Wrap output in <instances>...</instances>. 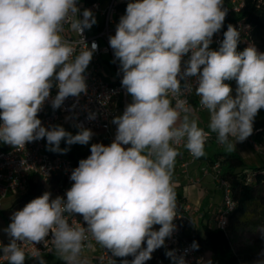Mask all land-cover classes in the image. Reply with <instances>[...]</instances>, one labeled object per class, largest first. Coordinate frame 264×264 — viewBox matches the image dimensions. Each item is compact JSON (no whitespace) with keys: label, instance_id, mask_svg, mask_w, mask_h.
<instances>
[{"label":"clouds","instance_id":"1","mask_svg":"<svg viewBox=\"0 0 264 264\" xmlns=\"http://www.w3.org/2000/svg\"><path fill=\"white\" fill-rule=\"evenodd\" d=\"M222 6L223 0L127 4L109 38L123 73L122 87L132 97L112 121L115 139L108 146L91 145V155L71 173L74 183L66 200L51 199L45 192L12 215L4 230L9 243L0 244L7 264H25L26 244L51 246L63 264H86L81 253L92 246L86 244L89 238L113 256L133 257L122 264H145L164 246L176 230L172 174L179 152L174 145L183 142L198 159L205 156L214 133L231 152L236 142L252 135L255 118L264 109V53L254 46L237 52L240 34L231 24L219 49L210 48L227 14ZM80 11L77 0H0V142L23 149L46 138L47 150L66 153L62 140L69 146L91 140L90 129L75 135L62 126L49 130L38 118L54 81L58 93L53 109L87 92L84 73L98 45L92 42L89 48L83 34L96 19L90 9L77 18ZM66 25L78 40L63 36ZM187 77H197L195 95L209 113V131L199 126L184 98L181 79ZM231 80L237 84L235 97L226 83ZM185 87L192 91L190 84ZM73 214L84 224L71 219ZM259 231L264 235V227ZM191 247L198 249V244ZM166 255L173 264H187L174 251ZM31 257L47 264L37 248Z\"/></svg>","mask_w":264,"mask_h":264},{"label":"built area","instance_id":"2","mask_svg":"<svg viewBox=\"0 0 264 264\" xmlns=\"http://www.w3.org/2000/svg\"><path fill=\"white\" fill-rule=\"evenodd\" d=\"M129 2H134V0H96L92 3L77 0V6L81 10L77 14V18L82 19L83 10L90 9L96 19V23L91 29H86L83 34L89 48L92 42H96L98 45L84 73L87 92L81 93L79 97L70 96L64 100L60 108L53 109L51 101L58 93V89L54 84L50 97L44 102L41 111L38 113L42 126L49 130L51 127L58 125L68 126L75 131H80L81 128L90 129L93 136L89 141L88 147L83 151L86 157L91 155L90 148L92 144L102 143L108 146L113 142L117 125L112 121L115 117L121 116L126 105L129 104L128 98L130 95L127 94L126 89L121 84L123 73L120 71L119 61L116 60L114 51L109 44V38L115 35L117 25L120 22V18L125 15ZM243 6V0H223L222 7L227 10V14L221 30L214 34L212 38V43L210 44L212 50L219 49L224 38V28L229 24L238 30L239 38L247 35V26L243 23L242 17H240ZM231 19H233V22L229 23ZM65 28L66 30L63 33L65 38L73 42L79 39L76 33L68 30L67 25ZM187 59L188 56H185L183 61H187ZM188 84L191 85V92H188L185 87ZM196 87L197 77L181 79V89L184 98L187 99L192 107H195L197 112H207L199 105V97L195 95ZM92 114H94V118L89 119ZM205 130L209 131V129ZM213 136L216 135L214 133L211 134L208 141ZM245 141L259 153H262V145L254 141L253 138L248 137ZM174 147L187 157V160L181 162L182 171L187 176L189 164L197 158H194L189 153L183 146V142L179 145H174ZM47 149L46 138L26 143L23 149H17L0 142V203L9 194L23 192L31 175H37L43 182H48L52 178L60 179V197L66 200V191L73 184L70 179L71 173L75 169L73 162L67 153L53 152ZM221 171L219 160L203 168L205 175L212 174L216 188L220 191L222 197L220 206L212 214L208 224L224 228L227 215L233 210L235 203L231 196L230 185L222 177ZM176 211L177 217L173 221L176 225V230L171 237L166 238L164 244L165 256L158 258L156 264H173V260L166 255L169 251H174L176 256H183L187 264H208L211 260L209 253H198L192 248V240L183 233L180 227L181 221L185 218H190L193 212L187 205H182L181 207L176 205ZM71 219L84 224L75 214L72 215ZM84 226L86 227V225ZM87 243L94 245L95 241L89 238ZM0 244L6 245L2 243L1 239ZM23 247L27 254L26 258H32L31 253L36 248L40 251L42 257L56 254L51 246L46 249L43 244H36L35 246L26 244ZM88 248L90 247L86 246L81 253V258L84 261H86V257L83 252ZM110 260L115 261L116 264V256H113L111 251L99 245V251L95 257L96 264H110ZM0 264H7L2 255H0ZM61 264H63L62 260Z\"/></svg>","mask_w":264,"mask_h":264},{"label":"trees","instance_id":"3","mask_svg":"<svg viewBox=\"0 0 264 264\" xmlns=\"http://www.w3.org/2000/svg\"><path fill=\"white\" fill-rule=\"evenodd\" d=\"M94 1L96 0H84L85 3ZM243 2L244 6L240 17L247 26L248 32L246 36L239 38L237 52L254 46L258 52L264 53V0H243ZM227 27L224 28V31H227ZM226 83L231 86L232 96L235 97L237 88L235 80L226 81ZM249 137L262 145L260 154L264 155V109L260 110L256 116L253 133ZM60 146L63 149H69L66 153L71 158L74 168L79 166L82 159L87 158L85 152L81 151L76 144L69 146L62 140ZM216 160L220 161L222 177L230 185L231 196L235 203L234 208L228 213L224 228L204 223L201 226V231H197L195 228L193 229V220L185 218L181 221V230L192 240V243L195 241L198 244V249H195L198 253L208 252L211 254L212 264H255L244 259L235 250L233 237L237 231L251 224L250 213L253 211L257 210L264 217V165L248 166L236 152H224L209 157L210 164ZM60 184L61 181L58 178L43 182L37 175L29 177L28 185L21 192L20 198L13 202L9 208L0 209V239L3 244L9 243L10 238L4 230L10 224L12 215L45 192L51 194V199L60 196ZM174 191L176 205L181 207L183 198L176 189ZM76 216L83 221L81 216ZM159 227V225H155L154 229L158 230ZM185 228L191 232L186 233ZM142 247H146V242ZM163 256H165V246L155 250L152 253V258L145 264H156L157 259ZM123 259L130 262L133 257H116V264H122ZM36 261L34 258H26L25 264H35Z\"/></svg>","mask_w":264,"mask_h":264},{"label":"crops","instance_id":"4","mask_svg":"<svg viewBox=\"0 0 264 264\" xmlns=\"http://www.w3.org/2000/svg\"><path fill=\"white\" fill-rule=\"evenodd\" d=\"M84 2V0H81ZM207 112H197L195 107H192L191 115L198 120L199 126L205 129L207 128V124L204 123L206 119ZM209 116V115H208ZM60 126V125H58ZM65 130L71 129L68 126H62ZM216 136H213L209 141L215 139ZM208 141V142H209ZM207 142V143H208ZM206 143V145H207ZM249 145L246 141L236 142V146L241 147L243 144ZM220 144V143H219ZM205 145V146H206ZM253 154L257 156H262L253 146L249 145ZM179 155L176 158L175 166L172 174V181L174 182V189H176L183 198L182 205H187L193 214L190 218L194 222L193 229L195 228L197 231H200L202 224L207 223L211 218L212 214L216 211V209L220 206L221 201H215L214 193L216 191L220 193V191L216 188L214 179L212 174L205 175L203 173V168L211 165L209 163V157L212 156H203L196 159L194 162L190 163L187 169V176L183 173L181 168V162L187 160V157L182 152L178 151ZM229 152V151H227ZM235 152V151H231ZM222 153V152H221ZM224 153V152H223ZM241 156V158L245 161V157H248L246 152L241 154L239 151L236 152ZM219 154V153H218ZM264 160V158H262ZM247 164V162L245 161ZM248 166H254L253 164H247ZM264 165L262 163L257 164L256 166ZM194 186L195 188H192ZM99 251V244H94L90 248L86 249L83 252V255L86 257V264H96L95 257ZM43 259L47 262V264H61V259L57 254L44 256ZM35 264H38L36 261Z\"/></svg>","mask_w":264,"mask_h":264},{"label":"rangeland","instance_id":"5","mask_svg":"<svg viewBox=\"0 0 264 264\" xmlns=\"http://www.w3.org/2000/svg\"><path fill=\"white\" fill-rule=\"evenodd\" d=\"M233 19L230 20L229 23H232ZM129 103L132 102V97L129 96ZM207 114V113H206ZM204 123L208 125L209 123V116L206 115V119L204 120ZM208 128V127H207ZM67 132H70L71 134L75 135L79 131L66 129ZM81 151L86 150L89 143L87 145H80L76 144ZM61 149L63 147L60 146ZM65 149V148H64ZM205 155L212 156L213 154L223 153L227 152L228 150L225 148L224 145H221L217 142L216 138L209 141L207 145L205 146ZM235 152H240L241 154H244L243 152H246L248 154V157H245V161L247 164H253L256 166L257 164H264V155L257 156L256 154H253L252 150L250 149L249 145L243 144V146L238 147L235 144V148L232 150ZM192 188H195L192 186ZM21 193H13L7 195L1 203H0V209H6L9 208L13 202L18 200L20 198ZM215 201H221L222 197L221 194H219L218 191L214 193ZM250 221L251 224L247 227H244L237 231L234 234V243H235V250L247 261H251L256 264L257 261L264 260V235L261 234L259 229L261 227H264V217L261 216V213L256 211H253L250 213ZM258 222V224H255ZM184 231L186 233L191 232V230H188V228H185ZM201 231V229H200ZM209 256L211 257V254L209 253ZM45 260V259H44Z\"/></svg>","mask_w":264,"mask_h":264}]
</instances>
